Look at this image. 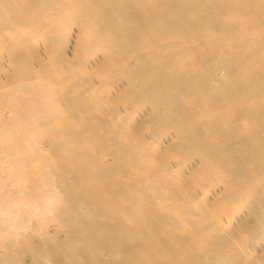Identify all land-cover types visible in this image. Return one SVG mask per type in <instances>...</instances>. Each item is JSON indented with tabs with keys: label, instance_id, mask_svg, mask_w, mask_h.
<instances>
[{
	"label": "bare ground",
	"instance_id": "bare-ground-1",
	"mask_svg": "<svg viewBox=\"0 0 264 264\" xmlns=\"http://www.w3.org/2000/svg\"><path fill=\"white\" fill-rule=\"evenodd\" d=\"M177 235L264 264V0H0V264Z\"/></svg>",
	"mask_w": 264,
	"mask_h": 264
},
{
	"label": "rangeland",
	"instance_id": "rangeland-1",
	"mask_svg": "<svg viewBox=\"0 0 264 264\" xmlns=\"http://www.w3.org/2000/svg\"><path fill=\"white\" fill-rule=\"evenodd\" d=\"M42 43L43 42H41L40 44H42ZM13 69L15 71V69H17L16 66H13ZM180 238H181V235H177L176 238H175L176 241L173 242V244H174L173 248H171L170 250L167 251V253L169 254V257L164 258V259L158 257L156 259V261L154 262V264H166V263H168V261H170L169 259H171V257H173V259H174V264H176L175 262H177L179 260L181 261L180 264H208L207 261L206 262H201V261L193 260V255H195L198 252H200V250H198L197 248L193 249L192 247H190L188 245L184 246V245H181L180 243H177V239H180ZM35 245L39 246V241L36 240L35 241ZM130 256H132V258ZM129 257L131 259H128ZM125 259H126L125 264H145V262L142 259H140L139 256L138 257H136V256L134 257V255H128V256L125 257ZM191 260H193L195 262H192ZM26 262L29 263V258H26Z\"/></svg>",
	"mask_w": 264,
	"mask_h": 264
}]
</instances>
